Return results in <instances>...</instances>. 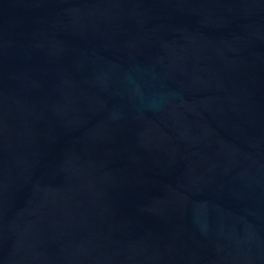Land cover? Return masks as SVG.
Masks as SVG:
<instances>
[{
	"label": "water",
	"instance_id": "obj_1",
	"mask_svg": "<svg viewBox=\"0 0 264 264\" xmlns=\"http://www.w3.org/2000/svg\"><path fill=\"white\" fill-rule=\"evenodd\" d=\"M0 264H264V0H0Z\"/></svg>",
	"mask_w": 264,
	"mask_h": 264
}]
</instances>
